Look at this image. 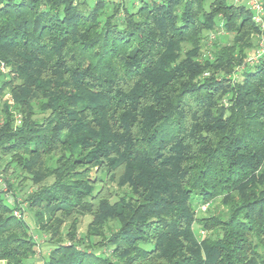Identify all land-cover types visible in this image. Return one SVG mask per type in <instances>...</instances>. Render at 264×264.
<instances>
[{
  "label": "trees",
  "instance_id": "1",
  "mask_svg": "<svg viewBox=\"0 0 264 264\" xmlns=\"http://www.w3.org/2000/svg\"><path fill=\"white\" fill-rule=\"evenodd\" d=\"M94 3L0 0V262L39 264L33 222L41 264H264V55L234 78L251 13Z\"/></svg>",
  "mask_w": 264,
  "mask_h": 264
},
{
  "label": "rangeland",
  "instance_id": "2",
  "mask_svg": "<svg viewBox=\"0 0 264 264\" xmlns=\"http://www.w3.org/2000/svg\"><path fill=\"white\" fill-rule=\"evenodd\" d=\"M86 1H87L88 6H93V4H95L94 3L95 0H86ZM128 1H133V0H128ZM203 35H204V37L207 38V36L209 34L204 33ZM215 36H216L215 38H218L219 39V42L221 41L222 43H225L228 39H231L229 37V35H227V34H225L223 32H220V33H218ZM0 120H1V105H0ZM4 166H5V164L2 163V166L0 167V184H5L4 181L2 180L3 179V174L1 175V171H2V169H3ZM8 178H9V176H8ZM32 190H33V188H31L30 183L29 182H26L24 184L23 190H15L13 192H14V194H16L17 201L21 203L23 201V198L25 197V194L27 192L32 191ZM113 191L115 193L117 192V190H115V189ZM3 193L7 196L6 198L9 200L10 199V193L7 190V187L6 186H5V188L3 186ZM220 202H221V199L220 198L214 200L209 205V207L207 208V210L205 212H202V211H200V207H202L203 205H200L199 206L198 205V203H199L198 200H194L193 201V206L195 207L197 217L198 218H203V217H208V216H211V215H216L218 212H223V207L221 206ZM24 217H25V219L29 220V214L27 213V211L24 212ZM89 221H90V218L89 217H85V218L82 219V223H81V225L79 227V233L81 235H83L85 233L86 225H87V223ZM29 225H30L31 235L33 236V238H36V241L38 243L37 244V247H38V250H39L38 251L39 254L36 257V260L40 264L41 261L43 260V258L45 259L47 257L48 252H49V249L47 247L48 244L45 242V239L47 237L42 236V235H40L37 232V230H36L33 222H30ZM194 231H195L197 237H199L202 229H200V226L195 225L194 226ZM0 264H3V263L0 262Z\"/></svg>",
  "mask_w": 264,
  "mask_h": 264
},
{
  "label": "built area",
  "instance_id": "3",
  "mask_svg": "<svg viewBox=\"0 0 264 264\" xmlns=\"http://www.w3.org/2000/svg\"><path fill=\"white\" fill-rule=\"evenodd\" d=\"M232 2L237 4L243 3L245 5V7L251 13L252 22L256 25L259 31L256 37H254L256 39V47L248 53L245 63L242 66L236 68V74L234 75V78H237L248 65L253 66L254 64H257L264 55V0H232ZM215 37V35H210L208 46L211 45ZM206 56H208L209 58L211 57L210 53H206ZM16 124H19L18 119H16ZM209 205V203L203 205L202 207H200V211L205 212ZM13 215L16 218L24 217L22 212L19 210L14 211ZM203 235L204 232L201 231L200 236ZM34 239L36 240V238Z\"/></svg>",
  "mask_w": 264,
  "mask_h": 264
},
{
  "label": "crops",
  "instance_id": "4",
  "mask_svg": "<svg viewBox=\"0 0 264 264\" xmlns=\"http://www.w3.org/2000/svg\"><path fill=\"white\" fill-rule=\"evenodd\" d=\"M108 1H115L116 3L117 2H120V0H108ZM240 4H243V3H240ZM3 263V262H2ZM4 264V263H3Z\"/></svg>",
  "mask_w": 264,
  "mask_h": 264
}]
</instances>
